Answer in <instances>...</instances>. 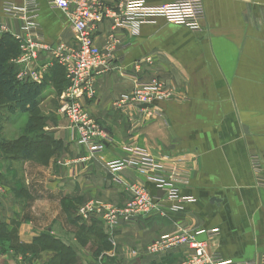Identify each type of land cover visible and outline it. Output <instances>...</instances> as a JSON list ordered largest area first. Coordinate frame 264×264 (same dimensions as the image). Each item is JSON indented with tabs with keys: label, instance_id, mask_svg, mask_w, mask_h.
<instances>
[{
	"label": "crops",
	"instance_id": "1",
	"mask_svg": "<svg viewBox=\"0 0 264 264\" xmlns=\"http://www.w3.org/2000/svg\"><path fill=\"white\" fill-rule=\"evenodd\" d=\"M25 1L0 0V38L7 35L17 43L16 37L24 36L23 20L4 15L2 6ZM145 1L160 6L175 0ZM202 1L205 15L199 32L164 18L142 25L137 35L113 29L110 20L97 25L98 47L104 48L110 36L120 44L114 68L95 77V95L80 99L110 136L99 155H88L58 110L67 80L51 52H40L33 65L42 74L40 82H31L40 89L33 117L9 112L0 102V140L28 136L45 141L50 151L43 162V157H11L0 147V264H180L188 246L157 253L148 246L186 227L218 229L216 235L197 239L206 241L207 253L218 252L222 264L258 260L264 254V0ZM35 2L44 42L71 46L74 30L66 13L49 0ZM156 79L170 88L173 100L156 101L149 113L115 109L119 96ZM31 124L37 127L29 130ZM133 141L135 148L129 147ZM252 154L263 162V182L251 169ZM131 158L161 164L180 196L193 200L178 211L167 202L148 217L118 220L112 228L92 218L100 221L109 243L97 254V244L87 239L82 226H92L91 220H81L75 210L89 201L121 207L132 182L155 193L146 174L110 172L106 165ZM43 234L71 251L42 246L38 239Z\"/></svg>",
	"mask_w": 264,
	"mask_h": 264
},
{
	"label": "built area",
	"instance_id": "2",
	"mask_svg": "<svg viewBox=\"0 0 264 264\" xmlns=\"http://www.w3.org/2000/svg\"><path fill=\"white\" fill-rule=\"evenodd\" d=\"M49 4L66 13L74 30V43L71 46H51L44 42L35 21L39 10L35 0H26L22 6L9 2L2 6L4 15L19 17L24 22L25 34L16 37L18 53L10 60L15 67V79L19 82H40L42 74L33 67L34 62L40 52H51L63 67L67 80V86L59 98L58 110L70 122L79 143L88 150V155H99L105 149V143L110 141V136L95 123L80 99L95 95V77L114 68L120 44H117L114 36H110L104 48L98 47L94 41L97 25L110 20L113 29H125L137 35L142 25L154 24L157 18H164L169 23L199 32L205 15L203 1L175 0L160 6H149L145 0H119L117 6H111L105 0H49ZM3 31L4 27L0 25V32ZM158 100L171 101L173 95L166 84L156 79L137 85L130 93L122 94L114 105L122 113L129 109L149 113ZM129 147L135 148V142H130ZM249 163L259 182H263L261 158L252 154ZM106 165L110 172L131 169L146 174L156 192L151 193L142 183L132 182L129 184L130 197L121 207L102 201L79 205L75 215L83 221L99 217L108 228H112L118 220L148 217L154 210L162 209L167 202L174 204L170 210L178 211L184 202L193 200L189 196H180L173 181L164 176L163 166L150 158L116 159ZM218 233V229L181 228L152 241L148 250L157 253L186 245L190 251L180 264H222L223 257L215 251L207 253L206 241L197 239L200 234L209 238ZM235 264H264V254L258 260L239 261Z\"/></svg>",
	"mask_w": 264,
	"mask_h": 264
},
{
	"label": "trees",
	"instance_id": "3",
	"mask_svg": "<svg viewBox=\"0 0 264 264\" xmlns=\"http://www.w3.org/2000/svg\"><path fill=\"white\" fill-rule=\"evenodd\" d=\"M18 53V44L13 41L7 35H2L0 38V102L5 104L8 111H20L29 113L32 117L37 111L38 97L40 95L39 86L31 82H18L15 79V68L12 64L7 61L15 57ZM28 129H34L36 125L31 124L27 126ZM0 147L2 151L10 155L11 157H20L24 159H30L33 157H39L43 162L50 155L48 150V144L45 141L36 142L31 137L21 136L14 141L0 140ZM99 220H91L92 226H86V237L87 239L93 240L94 244L98 246L97 254L101 250L108 248L109 243L104 235L101 234L99 228ZM82 227V228H84ZM93 230H92V229ZM46 248L56 249L58 252L68 251L69 247H64L61 242L55 239L49 234H43L38 239ZM62 261V260H61Z\"/></svg>",
	"mask_w": 264,
	"mask_h": 264
},
{
	"label": "water",
	"instance_id": "4",
	"mask_svg": "<svg viewBox=\"0 0 264 264\" xmlns=\"http://www.w3.org/2000/svg\"><path fill=\"white\" fill-rule=\"evenodd\" d=\"M159 194H161V192Z\"/></svg>",
	"mask_w": 264,
	"mask_h": 264
}]
</instances>
